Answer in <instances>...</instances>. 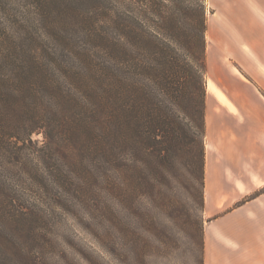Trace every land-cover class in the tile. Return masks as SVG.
Returning a JSON list of instances; mask_svg holds the SVG:
<instances>
[{
  "label": "trees",
  "instance_id": "trees-1",
  "mask_svg": "<svg viewBox=\"0 0 264 264\" xmlns=\"http://www.w3.org/2000/svg\"><path fill=\"white\" fill-rule=\"evenodd\" d=\"M71 1L32 0L43 27L0 45V160L16 167L31 154V133L43 130L37 157L68 162L57 185L102 178L118 185L121 202L133 151L178 136L185 106L204 212L207 0H110L106 25ZM201 231L204 264V222Z\"/></svg>",
  "mask_w": 264,
  "mask_h": 264
},
{
  "label": "rangeland",
  "instance_id": "rangeland-1",
  "mask_svg": "<svg viewBox=\"0 0 264 264\" xmlns=\"http://www.w3.org/2000/svg\"><path fill=\"white\" fill-rule=\"evenodd\" d=\"M31 1L0 0V45L27 41L33 28L43 27ZM109 2L73 0L71 5L106 25ZM206 5L209 28L216 29L215 0ZM208 40L206 32V89L218 93L209 74L207 48L211 51L213 42ZM216 61L224 74L232 71L224 54ZM183 109L182 126L173 125L178 136L168 132L163 145L151 140L144 150L133 151V169L120 185L121 202L118 185L102 178L57 185L56 176L68 162L57 153L50 162L37 157L46 139L43 130L31 133L26 152L33 155L24 153L16 167L0 160V264H202L201 184L185 147L190 119ZM99 167H92L96 179L103 172Z\"/></svg>",
  "mask_w": 264,
  "mask_h": 264
},
{
  "label": "crops",
  "instance_id": "crops-1",
  "mask_svg": "<svg viewBox=\"0 0 264 264\" xmlns=\"http://www.w3.org/2000/svg\"><path fill=\"white\" fill-rule=\"evenodd\" d=\"M205 101L204 264H264V0H215ZM232 71L223 73L217 55Z\"/></svg>",
  "mask_w": 264,
  "mask_h": 264
},
{
  "label": "bare ground",
  "instance_id": "bare-ground-1",
  "mask_svg": "<svg viewBox=\"0 0 264 264\" xmlns=\"http://www.w3.org/2000/svg\"><path fill=\"white\" fill-rule=\"evenodd\" d=\"M212 78V77H211ZM211 82H212V80H211Z\"/></svg>",
  "mask_w": 264,
  "mask_h": 264
}]
</instances>
